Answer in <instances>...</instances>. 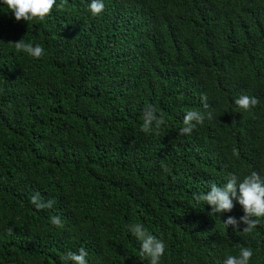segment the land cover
I'll return each instance as SVG.
<instances>
[{"label":"trees","instance_id":"trees-1","mask_svg":"<svg viewBox=\"0 0 264 264\" xmlns=\"http://www.w3.org/2000/svg\"><path fill=\"white\" fill-rule=\"evenodd\" d=\"M0 264H264V0H0Z\"/></svg>","mask_w":264,"mask_h":264}]
</instances>
